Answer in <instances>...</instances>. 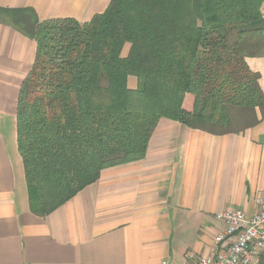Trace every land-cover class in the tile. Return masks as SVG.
Here are the masks:
<instances>
[{"label":"trees","instance_id":"trees-1","mask_svg":"<svg viewBox=\"0 0 264 264\" xmlns=\"http://www.w3.org/2000/svg\"><path fill=\"white\" fill-rule=\"evenodd\" d=\"M263 2L110 0L85 22L0 7V23L36 44L16 104L30 212L45 217L102 170L142 160L163 118L214 135L258 123L264 93L245 58L264 56Z\"/></svg>","mask_w":264,"mask_h":264},{"label":"crops","instance_id":"crops-1","mask_svg":"<svg viewBox=\"0 0 264 264\" xmlns=\"http://www.w3.org/2000/svg\"><path fill=\"white\" fill-rule=\"evenodd\" d=\"M109 1L0 0V7L85 22ZM260 10L264 18V2ZM35 49L33 40L0 23V264H196L213 254L223 229L216 214L257 211L255 200L264 196V117L223 135L163 118L142 160L102 170L45 217L31 213L16 104ZM245 62L264 93V56ZM127 84L134 89L136 78Z\"/></svg>","mask_w":264,"mask_h":264},{"label":"built area","instance_id":"built-area-1","mask_svg":"<svg viewBox=\"0 0 264 264\" xmlns=\"http://www.w3.org/2000/svg\"><path fill=\"white\" fill-rule=\"evenodd\" d=\"M255 203L257 211L252 215L237 209L215 215L223 229L214 237L213 254L199 258L196 264H258L264 252V196Z\"/></svg>","mask_w":264,"mask_h":264},{"label":"rangeland","instance_id":"rangeland-1","mask_svg":"<svg viewBox=\"0 0 264 264\" xmlns=\"http://www.w3.org/2000/svg\"><path fill=\"white\" fill-rule=\"evenodd\" d=\"M262 254H263V253H262ZM262 254H261V255H262Z\"/></svg>","mask_w":264,"mask_h":264}]
</instances>
